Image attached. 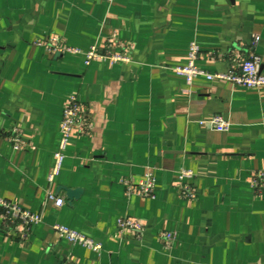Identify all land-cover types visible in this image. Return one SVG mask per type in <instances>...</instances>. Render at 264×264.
<instances>
[{
    "label": "crops",
    "instance_id": "obj_1",
    "mask_svg": "<svg viewBox=\"0 0 264 264\" xmlns=\"http://www.w3.org/2000/svg\"><path fill=\"white\" fill-rule=\"evenodd\" d=\"M112 34L134 45L129 61L87 66L84 54L46 44L58 36L88 50ZM193 40L210 74L250 51L264 73V0H0V197L42 216L28 234L0 218V264H264V194L252 186L264 170V86L206 76L189 84L174 68L188 63ZM74 95L93 128L71 132L51 182ZM215 115L228 131L200 123ZM16 126L25 150L8 140ZM149 167L156 196L128 195L124 180ZM183 168L195 173V198L176 187ZM65 188L83 192L70 200ZM127 215L147 224L141 238L118 229ZM57 224L102 249L62 238ZM164 231L175 234L169 249Z\"/></svg>",
    "mask_w": 264,
    "mask_h": 264
},
{
    "label": "built area",
    "instance_id": "obj_2",
    "mask_svg": "<svg viewBox=\"0 0 264 264\" xmlns=\"http://www.w3.org/2000/svg\"><path fill=\"white\" fill-rule=\"evenodd\" d=\"M108 1L109 3H113L115 0ZM256 43V40L252 43L253 49ZM46 44L49 50L53 52L84 54L87 66H90L95 61H110L112 63L129 61L131 52L134 49V45L131 42L119 40L116 34H112L103 47L95 44L88 50L63 45L58 36L50 37ZM199 55L200 45L196 40H193L189 47L188 63L185 66H177L174 68L175 72L184 76L189 84H192L197 76H206L208 79L222 78L236 85L245 87L258 88L264 86V73L261 71L262 57L255 51H250L236 67H232L226 74H210L199 67L197 65ZM200 123L202 125L210 124L215 130L221 132L228 131L231 126L230 122L225 120L221 115H215L209 119H202ZM92 128L93 123L88 117L86 106L81 103L77 95L72 96L63 114L61 142L59 149L55 153V166L49 176L51 182L55 180L62 170L66 157L65 151L70 140L71 132L74 129H78L82 133L88 134ZM8 140L13 144L14 148L18 150H25L27 148L28 143L23 137L22 129L18 126L13 128L12 132L8 135ZM194 176L195 173L190 169L183 168L178 172V183L176 187L183 197L195 198L197 196V190L188 183ZM124 183L127 193L130 196L142 195L151 198L156 196V175L155 169L152 167L148 168L147 172L139 181L136 182L130 178L124 180ZM252 186L257 194H264V170H259L254 174ZM49 197L53 199L58 206H62L65 203L64 198L58 197L53 193H50ZM0 218L7 227L23 226L26 230V234L31 231L35 223L42 220L41 214L26 210L2 197H0ZM117 225L122 234L129 232L136 238H141L147 229V224L144 221L128 215L119 218ZM54 228L59 232L62 238H66L75 244L85 246L97 252L102 249L101 244L77 231L58 224L55 225ZM160 235L163 238L165 248H171L175 240V234L170 231H164ZM27 236L28 235H26V237Z\"/></svg>",
    "mask_w": 264,
    "mask_h": 264
},
{
    "label": "water",
    "instance_id": "obj_3",
    "mask_svg": "<svg viewBox=\"0 0 264 264\" xmlns=\"http://www.w3.org/2000/svg\"><path fill=\"white\" fill-rule=\"evenodd\" d=\"M65 189L67 190L68 197L70 200H72L74 198H79L83 192V190L81 188H78V189L65 188Z\"/></svg>",
    "mask_w": 264,
    "mask_h": 264
}]
</instances>
